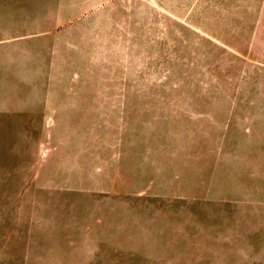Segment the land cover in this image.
Segmentation results:
<instances>
[{"label":"rangeland","instance_id":"rangeland-1","mask_svg":"<svg viewBox=\"0 0 264 264\" xmlns=\"http://www.w3.org/2000/svg\"><path fill=\"white\" fill-rule=\"evenodd\" d=\"M262 10L0 0V264H264Z\"/></svg>","mask_w":264,"mask_h":264},{"label":"crops","instance_id":"crops-1","mask_svg":"<svg viewBox=\"0 0 264 264\" xmlns=\"http://www.w3.org/2000/svg\"><path fill=\"white\" fill-rule=\"evenodd\" d=\"M245 2L249 3V2H252V3H256V4H262V13L264 12V0H245ZM264 17V16H263Z\"/></svg>","mask_w":264,"mask_h":264}]
</instances>
